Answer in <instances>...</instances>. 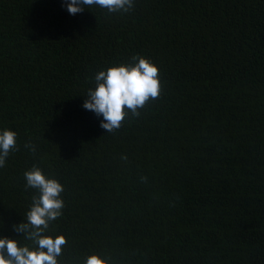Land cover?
I'll return each mask as SVG.
<instances>
[{"label": "trees", "instance_id": "obj_1", "mask_svg": "<svg viewBox=\"0 0 264 264\" xmlns=\"http://www.w3.org/2000/svg\"><path fill=\"white\" fill-rule=\"evenodd\" d=\"M133 55L158 66L161 94L107 133L85 95ZM4 128L18 147L0 168V238L24 242L13 226L36 164L65 185L60 264H264V0L76 15L65 0H0Z\"/></svg>", "mask_w": 264, "mask_h": 264}, {"label": "clouds", "instance_id": "obj_2", "mask_svg": "<svg viewBox=\"0 0 264 264\" xmlns=\"http://www.w3.org/2000/svg\"><path fill=\"white\" fill-rule=\"evenodd\" d=\"M65 3L70 15L93 7L106 9L108 13H128L134 8V0H65ZM94 83V87L88 88L82 106L102 115L100 126L107 133L118 130L127 117H139L140 109L156 100L162 90L158 66L137 55L129 63L98 71ZM17 147V133L8 128L0 130V168ZM24 147L30 154H36V145L30 141ZM121 158L127 160L126 156ZM23 177L25 190H34L24 222L13 226L24 234V242L0 238V264H60L68 240L63 233L56 232L54 224L61 219L66 206L62 195L65 185L36 164L26 169ZM109 261L110 257L92 252L83 258L82 264H109Z\"/></svg>", "mask_w": 264, "mask_h": 264}]
</instances>
